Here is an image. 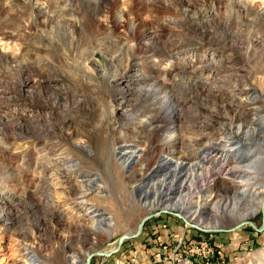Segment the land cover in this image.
<instances>
[{"label": "rangeland", "instance_id": "1", "mask_svg": "<svg viewBox=\"0 0 264 264\" xmlns=\"http://www.w3.org/2000/svg\"><path fill=\"white\" fill-rule=\"evenodd\" d=\"M255 108L261 117L239 131L238 116ZM225 128L238 154L260 157L245 198L263 199L248 218L261 227L264 0H0V264H29V247L43 264H80L162 208L171 212L91 264H191V241L221 244L223 264H264V229L203 231L176 214L206 229L248 220L225 215L243 209L233 154L207 162V177L160 164L165 155L195 162ZM168 173L175 185L161 190ZM180 190L190 191V211L167 207ZM210 192L222 214L207 204L198 222L188 218ZM94 214L108 225L96 229Z\"/></svg>", "mask_w": 264, "mask_h": 264}, {"label": "bare ground", "instance_id": "2", "mask_svg": "<svg viewBox=\"0 0 264 264\" xmlns=\"http://www.w3.org/2000/svg\"><path fill=\"white\" fill-rule=\"evenodd\" d=\"M240 105V104H239ZM241 106H243V104H241ZM260 110L258 109H252V113L249 112H244L242 114H240L238 116V120L237 122V128L240 130L243 129V123H242V119L244 118H248L251 116L250 119H252V121H258V116L260 115ZM169 118L170 119H174L175 117V109L172 110V112L169 113ZM256 117V118H255ZM261 117V116H259ZM226 119V118H224ZM177 120V119H176ZM143 125H145L146 127L148 126L147 122H143ZM232 126V125H231ZM213 144L210 145V148L208 149V152H206L202 158H199L198 160H196L195 162L190 163L189 161H177L174 158H172L169 155H165L163 156L162 160H161V165L163 164H172L173 169L172 172L174 175H176L178 173V170L182 167H184L185 165L189 166V168L193 169V168H199L201 167V169L203 171H201L203 174L201 176L206 175L209 176L211 173L214 172V168L212 167H208L205 166L207 164V162H216V160L221 159L224 160L225 163H227L230 158L229 156L226 154V151L230 154H233L234 158H235V165L231 168H229L228 174H230L231 176H234L235 178H240L237 180V183L239 184V188L238 190H236V194L238 197H236L238 199V203L240 204V206L243 208L241 211L240 209H237L236 206L230 208V210H227V212L225 213V215L229 218L234 217L236 215H238L241 217V219H248L252 216H255L259 211H260V207L262 204V198H257L258 195L252 193V198H245L248 192V189L250 188L251 184L254 182V179L258 178L257 172H258V166L261 164L260 162V157L258 156V153L256 151V149H251L249 152H247V154H238V149L241 148L243 145L240 141H238V139L235 137V135L233 133H231L230 131L226 130V128L223 130V133L221 134V137H219L217 140L211 141ZM172 143H177L176 139H172ZM215 146L217 147V149H219L221 151V147L222 148H226L227 150H225V153H223V155H218L217 153H214L215 151H211L212 147ZM174 147V145H173ZM121 156L125 155L127 153V151H125L124 149L121 150ZM142 155V150L138 149L135 151H132L130 156L128 158H123L122 159V163L123 164H127L129 163L130 159L132 157H135L136 159H139ZM216 157V159H214ZM218 157V159H217ZM214 159V160H212ZM186 162V163H185ZM190 163V164H189ZM71 169V166L70 168ZM166 174L164 175V178L161 180V182L159 183V188L161 190H163L164 188H167V190H170L171 188H173L174 184V179L171 180V182L168 180V175L170 174ZM237 174V175H235ZM241 174V175H240ZM187 177V176H186ZM189 178V177H187ZM92 183V182H91ZM193 183L192 181L189 183H187V187L189 190H191L193 188ZM156 186V185H155ZM183 186V185H182ZM181 186V188H182ZM206 185H202L201 184V189L205 188ZM91 189V188H90ZM93 189V186H92ZM97 189V188H96ZM98 189H100V187H98ZM182 190V189H181ZM179 191V196L177 197V199L175 201H173L172 203L168 204L167 207L169 208H177L180 210H189L190 211V205H191V200H190V191L189 193H183L182 191ZM213 194L210 192L209 195H207L206 197H199V201H198V205L195 206L193 208V210L190 213V216H188V218L195 220L196 222H198V215L202 213V209L204 208L203 206H207V204L212 205V209H214L215 211L219 212V203L217 201H213ZM251 196V195H250ZM159 199L154 200L152 203L154 205L159 203ZM211 201V202H209ZM210 207V206H209ZM92 212V211H90ZM217 214V213H216ZM222 214V212L220 213ZM217 214V215H220ZM94 216L96 218H94V227L96 229H99L101 227H105L108 225V223L106 222V220L108 221L109 217H104L101 215H97L94 214ZM201 224V223H198ZM117 245L114 242L111 245V248H116ZM27 252L25 253V257L28 261L29 264H43L40 260H38L32 250H30L29 248H26ZM67 262L69 264H77V261L75 258H68ZM82 262V261H81ZM80 262V263H81Z\"/></svg>", "mask_w": 264, "mask_h": 264}, {"label": "water", "instance_id": "3", "mask_svg": "<svg viewBox=\"0 0 264 264\" xmlns=\"http://www.w3.org/2000/svg\"><path fill=\"white\" fill-rule=\"evenodd\" d=\"M141 187V186H140ZM142 188V187H141ZM262 213H263V220H262V226L261 227H257L255 225V223L248 219V220H240L234 227L230 228V229H224V228H209V229H206V228H202L200 227L199 225L197 224H193L191 223L186 217L182 216L181 214L179 213H176L178 216L182 217L186 222L187 224H189L190 226H193L197 229H200V230H203V231H224V232H230V231H234V230H237L243 226H246V225H250L251 227H253L256 231H263L264 229V201H263V205H262V209H261ZM161 212H171L170 210H167V209H159L157 211H155L154 213H148L146 214L139 222L138 226H137V229L132 232V233H125V234H122L116 241V245L117 247L116 248H110L108 250H100V249H97V250H91L87 253L86 255V258L84 261H82L80 264H91L92 263V260L95 256H106V257H110L112 256L113 254L117 253L120 248L123 246L124 242L127 241V240H130V239H133V238H136L138 236H140L144 230V227H145V224L148 220H150L151 218H153L154 216L160 214Z\"/></svg>", "mask_w": 264, "mask_h": 264}, {"label": "built area", "instance_id": "4", "mask_svg": "<svg viewBox=\"0 0 264 264\" xmlns=\"http://www.w3.org/2000/svg\"><path fill=\"white\" fill-rule=\"evenodd\" d=\"M192 244H190V247L187 251L188 254H191L190 256L194 257L192 260L186 258V260L191 263V264H223L224 261H221L218 259L219 258V251L218 249L220 248V245L218 247L214 246L211 242L209 241H191ZM182 242L180 243L181 246ZM218 248V249H217ZM132 262H135L137 264L136 258L131 259ZM155 262L159 264H165L162 263L161 260L156 259ZM181 262V260H179ZM123 262H120L122 264ZM153 264V263H152ZM169 264V263H167Z\"/></svg>", "mask_w": 264, "mask_h": 264}]
</instances>
